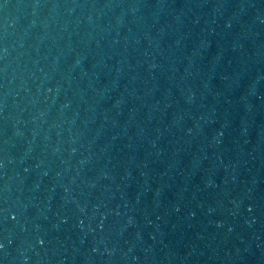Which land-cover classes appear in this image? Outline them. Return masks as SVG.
<instances>
[{"label": "water", "instance_id": "water-1", "mask_svg": "<svg viewBox=\"0 0 264 264\" xmlns=\"http://www.w3.org/2000/svg\"><path fill=\"white\" fill-rule=\"evenodd\" d=\"M0 264H264V0H0Z\"/></svg>", "mask_w": 264, "mask_h": 264}, {"label": "snow or ice", "instance_id": "snow-or-ice-1", "mask_svg": "<svg viewBox=\"0 0 264 264\" xmlns=\"http://www.w3.org/2000/svg\"><path fill=\"white\" fill-rule=\"evenodd\" d=\"M14 219V218H13Z\"/></svg>", "mask_w": 264, "mask_h": 264}]
</instances>
